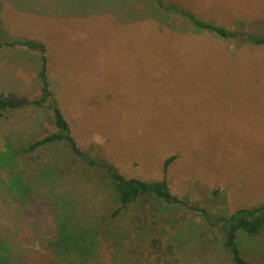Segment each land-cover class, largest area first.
<instances>
[{"label":"rangeland","instance_id":"1","mask_svg":"<svg viewBox=\"0 0 264 264\" xmlns=\"http://www.w3.org/2000/svg\"><path fill=\"white\" fill-rule=\"evenodd\" d=\"M161 1L234 31L264 34V0ZM160 12L151 0H0V25L6 42L46 46L50 90L83 151L127 178H165L172 194L213 215L263 205L264 49L197 34ZM40 64L37 51L1 50L0 96L39 100ZM52 117L30 107L0 119V151L10 135L56 132ZM37 188V197L47 190ZM3 190L7 263L51 264L55 224L48 209L39 202L19 209ZM177 213L183 226L158 229L176 250L170 264H230L199 216ZM239 245L248 264H264V236H243ZM151 253L149 259L130 248L113 257L103 247L95 264H166Z\"/></svg>","mask_w":264,"mask_h":264},{"label":"trees","instance_id":"2","mask_svg":"<svg viewBox=\"0 0 264 264\" xmlns=\"http://www.w3.org/2000/svg\"><path fill=\"white\" fill-rule=\"evenodd\" d=\"M151 1L160 13L180 17L197 34L207 32L264 49V34L234 31L199 19L187 9L165 5L161 0ZM13 48L40 54L38 78L42 95L31 102L0 96V119L30 107L48 109L53 112L57 131L48 135L32 132L30 138L18 136L20 132L14 134L16 139L8 136L4 150L0 151V186L19 209L29 210L38 202L48 209L55 224L54 241L48 251L52 255L51 264H95L103 247L113 257L124 251L128 255L133 248L150 259L151 250L156 262L170 264L176 250L163 241L158 229L166 224L183 226L181 221L185 219H179L177 213L181 209L203 220L212 231L213 242L229 255L230 264H248L239 240L243 236L251 239L264 236V204L239 209L231 215H213L187 198L172 194L165 178L161 181L127 178L109 162L83 151L50 90L46 46L29 40L6 42L0 25V51ZM63 146L66 151L60 150ZM174 160L175 157H170L165 161V173ZM78 168L84 171L83 177ZM41 185L47 190L37 197V186ZM133 210L136 214L131 216ZM9 250V246L0 247L2 264H8L5 257Z\"/></svg>","mask_w":264,"mask_h":264}]
</instances>
